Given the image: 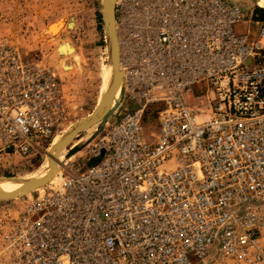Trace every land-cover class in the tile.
<instances>
[{
	"label": "built area",
	"instance_id": "2783aa9c",
	"mask_svg": "<svg viewBox=\"0 0 264 264\" xmlns=\"http://www.w3.org/2000/svg\"><path fill=\"white\" fill-rule=\"evenodd\" d=\"M115 15L123 100L138 105L92 142L99 160L31 196L6 264L264 263V22L237 34L233 0H117ZM25 55L0 40V145L23 155L64 113L54 69ZM204 80L213 96L193 97Z\"/></svg>",
	"mask_w": 264,
	"mask_h": 264
},
{
	"label": "rangeland",
	"instance_id": "374dc122",
	"mask_svg": "<svg viewBox=\"0 0 264 264\" xmlns=\"http://www.w3.org/2000/svg\"><path fill=\"white\" fill-rule=\"evenodd\" d=\"M233 1L241 3L247 15L234 25L236 33H249L251 36L257 28L255 19L264 14V0ZM63 19H74L76 25H67L58 35L53 34L54 27ZM2 39L21 47L26 53V61H41L51 66L61 83L64 113L54 137L49 139L50 142L47 143L44 141L46 139L41 138L44 142L41 148L27 155L8 151L0 145V178H28L47 165L50 149L61 132L85 119L99 104L106 85L105 75L108 67L112 65L103 0H0V40ZM64 41L73 44L75 54L68 56L60 53L59 46ZM251 65V60L246 63V66ZM192 90L193 97H212L214 86L204 80L194 84ZM115 96L110 101L113 104ZM127 103L126 99L119 102L121 107L116 114L109 117L104 128L136 106ZM164 106V102H157L147 108L143 124L150 141L154 140L153 134L159 132V112ZM109 108L108 104L99 117ZM98 127L99 124H96L82 131L59 152V173L44 186L43 191L58 187L66 176L77 170H85L100 159L93 157L91 153L92 142L102 132L96 134ZM79 145L82 146L76 149ZM73 149L76 150L72 152ZM38 192L36 190L24 197L0 198V264L7 263L3 247L9 228L24 211L31 196ZM260 242L264 244V226Z\"/></svg>",
	"mask_w": 264,
	"mask_h": 264
},
{
	"label": "water",
	"instance_id": "95a60500",
	"mask_svg": "<svg viewBox=\"0 0 264 264\" xmlns=\"http://www.w3.org/2000/svg\"><path fill=\"white\" fill-rule=\"evenodd\" d=\"M110 1L111 0H103V7H104V13H105L107 32H108V37H109V44L112 46L113 56L117 60L118 50H117V46L115 43V39H116L115 31L113 29V24H114V22L116 23L115 6H116L117 0H113L114 4H111ZM115 72H116L117 80L115 81L113 88H116L117 82H118V72L116 70H115ZM123 95H124V93H123ZM111 96L112 95H109V98L104 103V105L110 103L111 107L104 113V115L102 117H97V114L99 113V110L101 108L100 106H98L100 103L96 106V108L92 111V113L90 115H88L87 119L89 122L87 123V125H89L93 121H94V123L92 125H90V127H93L96 124H99L98 131L96 132V134H98L100 131H102L104 129V126L107 123L109 117L112 116V114L115 112V110L119 106V103H115V105H114L113 102H110V99L112 98ZM82 128L83 127H80V124L78 123V121L75 122L73 125H71V127L65 133L64 140L60 144L56 145L54 147V150L59 151V150H62L63 148H65L67 145H69L82 131H84ZM88 141H89V139L86 142H88ZM82 145H79V147H76V149L80 148V146H82ZM76 149H73L72 152H74V150H76ZM46 166H47L46 169L36 179L25 180V178H8V180H7L5 178H0V193L15 192V193H21L22 194V195H14V196L0 195V198L24 197L27 195V193L33 192V191L37 190L38 188L48 184V182L51 180V178L53 177V174H54L55 161L53 159H50L49 163ZM35 180H37V181H35ZM8 183L19 184V186L16 187L15 189L7 190L3 187V185L8 184Z\"/></svg>",
	"mask_w": 264,
	"mask_h": 264
},
{
	"label": "bare ground",
	"instance_id": "6f19581e",
	"mask_svg": "<svg viewBox=\"0 0 264 264\" xmlns=\"http://www.w3.org/2000/svg\"><path fill=\"white\" fill-rule=\"evenodd\" d=\"M110 2H111V4H114L113 0H111ZM69 21L70 20H66V19H63L62 21H60L54 27L53 34L58 35L60 33V31L63 28H65L67 25H74L73 21L70 22V23H69ZM113 29L115 31V37H116L115 43H116V46H117L118 55H117V60H116L114 58V56H113V48L111 46L112 65L108 67L106 75H105V80H106L105 84L106 85H105V87L103 89V92H102V94L100 96V99H99V103L100 104L98 106H100L101 108L99 110V113L97 114V117H99L101 112L108 106V104L104 105V103L109 98V95H112L111 96L112 98L116 95L115 96L116 99H114L113 101L115 103H119L123 99V94L122 93H124V90H125V75H124V70H123L122 63H121V50H120V43H119V34H118V30H117V24L115 22L113 24ZM59 51H60L61 54H65V55H68V56H71V55L75 54V48H74L73 44L70 41H64L62 44H60ZM115 70L118 72V82H117L116 88H113V85H114L115 81L117 80ZM111 99H110V101H111ZM115 103H114V105H115ZM109 106H110V103H109ZM87 118H88V116L85 119H83L82 121H78V123L80 124V127H83L82 128L83 130L89 128L90 125H92L94 123V121H93L89 125H87V123L89 122ZM68 129L62 131L61 134L56 138V140L53 143V145H52V147L50 149V152L48 154L47 164L49 163L50 159H53L55 161L54 174H53V177L51 178V180L49 182H51L52 180H54L57 177V174L59 173V169H60L59 168V161H60L59 152L61 150L55 151L54 147L56 145L60 144L64 140L65 133L68 131ZM61 139H62V141H61ZM63 149H62V151H63ZM46 167L47 166H43L42 169L37 174H35L32 177H28L27 179L25 178V180L38 178L39 175H41V173L46 169ZM5 179L8 180V178H5ZM35 181H37V180H35ZM49 182H48V184H49ZM18 186H19V184H14V183H8V184L3 185V187L5 189H7V190L15 189ZM42 187H44V186H42ZM42 187H40L41 189L38 188L37 191H43V189H45V187L44 188H42ZM30 193H32V192H30ZM30 193H27V194H30ZM0 195H3V196H14V195H22V194L21 193H15V192H6V193H0Z\"/></svg>",
	"mask_w": 264,
	"mask_h": 264
},
{
	"label": "crops",
	"instance_id": "0c3cea01",
	"mask_svg": "<svg viewBox=\"0 0 264 264\" xmlns=\"http://www.w3.org/2000/svg\"><path fill=\"white\" fill-rule=\"evenodd\" d=\"M257 15V14H256ZM72 21H74V26L76 25V22H75V20L74 19H71L70 21H69V23L70 22H72ZM255 22H264V18H262V16L261 17H259L258 19H255ZM262 62V58H258L257 59V63H261ZM126 102H128L127 103V105H138V102H136V101H128V100H126ZM126 105V104H125ZM136 106H134V107H136ZM133 107V108H134ZM85 142V141H84Z\"/></svg>",
	"mask_w": 264,
	"mask_h": 264
},
{
	"label": "trees",
	"instance_id": "16d2710c",
	"mask_svg": "<svg viewBox=\"0 0 264 264\" xmlns=\"http://www.w3.org/2000/svg\"><path fill=\"white\" fill-rule=\"evenodd\" d=\"M261 16H262V18H264V14H263V15H261ZM261 16H260V17H261Z\"/></svg>",
	"mask_w": 264,
	"mask_h": 264
}]
</instances>
